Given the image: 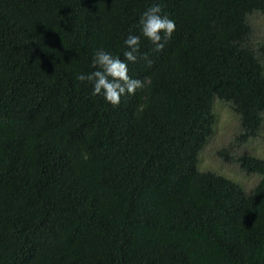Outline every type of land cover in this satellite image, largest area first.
I'll use <instances>...</instances> for the list:
<instances>
[{
    "label": "trees",
    "instance_id": "trees-1",
    "mask_svg": "<svg viewBox=\"0 0 264 264\" xmlns=\"http://www.w3.org/2000/svg\"><path fill=\"white\" fill-rule=\"evenodd\" d=\"M156 4L176 25L161 51L140 25ZM255 13L264 0H0V264H264V157H233L250 194L197 166L215 100L241 142L264 123ZM129 34L152 63L127 62L144 87L114 106L77 76L100 49L125 59Z\"/></svg>",
    "mask_w": 264,
    "mask_h": 264
},
{
    "label": "clouds",
    "instance_id": "clouds-1",
    "mask_svg": "<svg viewBox=\"0 0 264 264\" xmlns=\"http://www.w3.org/2000/svg\"><path fill=\"white\" fill-rule=\"evenodd\" d=\"M161 7L156 4L148 8L141 16V33L155 46L156 51L163 50L165 42L175 31V22L167 15H161ZM163 33V37L161 35ZM125 59H120L109 52L100 49L96 52L93 67L97 70L77 76L80 81H89L93 84V95H103L104 99L116 106L119 105L122 95L135 94L136 90L144 87V81L128 75L127 62L135 63L144 59L149 65L152 61L147 53L140 52V36L129 34L125 41Z\"/></svg>",
    "mask_w": 264,
    "mask_h": 264
},
{
    "label": "rangeland",
    "instance_id": "rangeland-1",
    "mask_svg": "<svg viewBox=\"0 0 264 264\" xmlns=\"http://www.w3.org/2000/svg\"><path fill=\"white\" fill-rule=\"evenodd\" d=\"M250 24L254 30L252 39L264 40V14H253ZM213 111L216 117L214 132L198 154V169L210 170L223 175L239 184L247 194H250L258 181V176L243 172L233 157L242 153L264 157V123L257 136L241 142L237 139L240 129L239 119L230 106L215 100ZM223 149L227 150L229 157H222L218 154V151Z\"/></svg>",
    "mask_w": 264,
    "mask_h": 264
}]
</instances>
